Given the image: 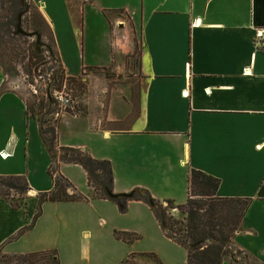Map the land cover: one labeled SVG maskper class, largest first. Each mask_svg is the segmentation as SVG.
<instances>
[{"label": "crops", "instance_id": "1", "mask_svg": "<svg viewBox=\"0 0 264 264\" xmlns=\"http://www.w3.org/2000/svg\"><path fill=\"white\" fill-rule=\"evenodd\" d=\"M31 1L53 33L64 73L75 78L87 73L88 113L62 116L60 147L108 161L116 196L146 190L162 200L185 185L182 205L189 169L218 179V197L251 201L234 247L264 264V0ZM136 50V114L126 128H101L103 121L126 122L134 105L131 90L121 96L117 85L108 96L96 95L95 72L119 67L125 52ZM4 83L0 73V176L25 177L29 194L17 209L0 199V252L12 257L53 252L58 264L88 263L92 255L99 262L107 253L115 264V249L125 245L133 260L146 254L158 259L135 246L149 237L182 248L187 264V250L167 237L146 203L128 201L123 214L133 219L120 216L115 202L92 199L79 165L59 161V174L85 194L86 207L109 215V239L93 251L86 218L45 216L50 205L58 209L81 201L45 202L36 219L37 195L53 190L47 172L51 155L23 99L5 91ZM95 99L103 107L107 102L106 109ZM70 224L83 229L78 243ZM115 231L142 237L125 243L115 239Z\"/></svg>", "mask_w": 264, "mask_h": 264}, {"label": "rangeland", "instance_id": "2", "mask_svg": "<svg viewBox=\"0 0 264 264\" xmlns=\"http://www.w3.org/2000/svg\"><path fill=\"white\" fill-rule=\"evenodd\" d=\"M38 14L39 10L31 0H0V73L5 77L3 89L5 91L16 92L24 99L29 104L30 108L38 114L40 120L43 121L44 129L48 130L59 122L63 115L83 117L88 113V82H86V80L82 81V78L87 75L86 72H83L82 75L78 77L81 87L80 85L74 84L71 86V89L67 90L69 94L67 98L70 101L66 109H70V114L65 112L64 105L58 108V106L54 104H50L51 106H49L45 103L46 101L41 105L42 101L46 100L44 90H49L51 85H56V83L53 82L55 77L51 81H48V74L52 71L58 73L60 71V65L54 56L55 53H52L51 42L47 40L46 36H49V32L46 26L43 25ZM36 25L38 27H35ZM40 30L44 35L43 37L40 35ZM261 47H264V43ZM127 52L128 51L125 52V57L119 67L106 68L95 72L98 78L96 84L93 86L96 95L106 92L108 96V91L111 87L116 85L122 91L119 93L121 96L124 95L126 90H131L132 92L131 101L134 105V110L126 122L110 123L103 121L101 123V128L104 129L116 130L126 128L136 114L135 102L139 80V55L138 50L130 53ZM95 104L98 108L103 110V108L106 109L107 102H105L103 107L100 106L95 99ZM58 145L60 146V139L58 140ZM54 154L57 157L56 163L58 164L61 152L56 149L54 150ZM57 170H55V172ZM60 184L62 188H65V182L61 179ZM22 189L23 191L21 193L9 191L10 202L13 204L22 203L21 198H26L29 194L28 190H24L23 186ZM183 189H185V185L184 187H177L175 189L176 193L172 192L174 197L171 198H163L162 200L152 198L161 203L166 200H172L176 205H180L178 200L181 195H183ZM67 192L71 193L70 189H68ZM77 192L82 197L87 198L83 192L79 190H77ZM87 204L88 203L83 200L75 204H62L58 209H56L55 205H50L51 207L47 210L45 216L49 214H59L63 217L64 214V216L70 218L71 221H79L86 218L84 221L88 222L85 229L89 230L88 232L91 234L89 242L94 246V251L95 245H103L105 238L109 239L111 236L108 229L109 215L103 213L104 211L102 209L98 211L91 210L86 207ZM42 205L40 215L42 213ZM148 206L152 210V206ZM120 216L133 219L131 218L132 213L126 216L121 212ZM174 217H179L177 211ZM50 219H53L52 215H50ZM84 221H80L79 223ZM70 229L76 236L77 243L78 241L80 242L79 238H81V231L83 229L77 224H70ZM54 232L57 236L58 231L55 230ZM139 236L140 238L142 237L141 235ZM122 246L125 248L122 249V247H119L115 249L117 252V254H114L115 264H119L130 255L127 247L125 245ZM135 246H138L139 249L144 251L141 253H155L162 264H185V251L175 245L170 246L161 240L157 241L149 237H142L141 240L135 243ZM234 249L237 250L235 247ZM112 260L114 261V259L109 257L106 253L105 256L99 259V262H97L95 256L92 255L90 262L87 263V261H83L82 264H109ZM238 262L240 264H258L245 255L240 256ZM0 264H58V262L53 252L38 253L33 256L26 255L23 257L6 256L0 252ZM131 264H157V262L149 258H137L131 261Z\"/></svg>", "mask_w": 264, "mask_h": 264}, {"label": "trees", "instance_id": "3", "mask_svg": "<svg viewBox=\"0 0 264 264\" xmlns=\"http://www.w3.org/2000/svg\"><path fill=\"white\" fill-rule=\"evenodd\" d=\"M38 15L49 32V36L46 37L51 42L52 53H55L54 56L60 65L58 73L52 71L48 74V81L55 77L53 82L56 83L54 89L57 91H60L64 84L68 90L74 84L81 87L79 78L68 77L64 73L53 33L40 12ZM40 35L41 37L44 36L41 30ZM45 99L41 105L46 101L45 103L51 106L46 96ZM23 101L26 105L28 118H33L38 122L41 137L51 155V164L47 172L53 181V190L37 195L39 207L35 216L36 219L40 216L41 205L45 202L89 200L82 197L74 186L59 174L56 163L57 157L54 154V150L57 149L61 152L59 161L79 165L84 169L87 174L88 186L92 189V199L113 201L122 213L126 211L128 201H141L152 206L154 215L167 237L187 250V264H224L226 262L240 264L238 259L245 254L239 249H234V239L251 203L249 199L218 197L216 193L220 184L219 180L194 169H189L188 172V198L185 204L176 205L172 200L158 202L146 190H136L131 193L129 198H111L109 195L113 194V176L110 163L106 160L96 161L90 154L77 149L60 147L57 133L58 122L48 130L44 129L43 121L40 120L38 114L30 108L24 99ZM135 104L137 105V100ZM65 112L70 114V109H65ZM55 170L57 171L55 172ZM60 179L65 182V188H62ZM0 181V199L8 202L13 209L20 207V203L13 204L10 202L9 191L21 193L23 191L22 186L24 190H29L26 178L23 176H0ZM68 189L71 193L67 192ZM25 199L21 198V201ZM173 210L177 211L179 217L175 218L172 215ZM114 237L116 240L125 243H133L140 239L137 234L118 231L114 232ZM23 256L26 255L19 257ZM144 256L153 259L157 264H161L154 254ZM134 258L135 255H130L120 264H131Z\"/></svg>", "mask_w": 264, "mask_h": 264}, {"label": "built area", "instance_id": "4", "mask_svg": "<svg viewBox=\"0 0 264 264\" xmlns=\"http://www.w3.org/2000/svg\"><path fill=\"white\" fill-rule=\"evenodd\" d=\"M261 33H258V38H261ZM82 81H85L82 78ZM52 86V85H51ZM49 87V90H44V96H46L51 104H54L56 106H58V108H61V106L64 105L65 109L69 104V99L67 98V96L69 95L67 92L68 88L66 87V84H64L61 88L60 91L55 90L54 86ZM36 92V91H35ZM176 210H173L172 212H175Z\"/></svg>", "mask_w": 264, "mask_h": 264}, {"label": "water", "instance_id": "5", "mask_svg": "<svg viewBox=\"0 0 264 264\" xmlns=\"http://www.w3.org/2000/svg\"><path fill=\"white\" fill-rule=\"evenodd\" d=\"M111 198H121V197H125V198H129V197H131V194H129V195H125V196H116V195H114V194H111V195H109Z\"/></svg>", "mask_w": 264, "mask_h": 264}]
</instances>
